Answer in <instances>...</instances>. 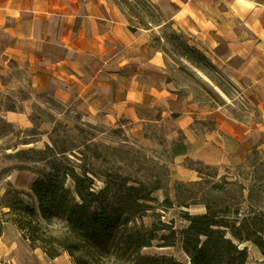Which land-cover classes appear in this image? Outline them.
<instances>
[{"label":"rangeland","instance_id":"374dc122","mask_svg":"<svg viewBox=\"0 0 264 264\" xmlns=\"http://www.w3.org/2000/svg\"><path fill=\"white\" fill-rule=\"evenodd\" d=\"M115 1L130 24L153 30L150 46L163 53L166 79L184 99L190 123L168 109L158 122L139 127L106 123L76 104L32 93L18 82L16 63L0 61V214L8 210L1 203L12 190L35 203L33 183L50 169L39 160L65 158L89 170L99 187L108 174H118L153 190L155 201L143 219L148 227L157 214L180 230L187 214H205L208 206L230 220L246 216L251 239L241 247L248 264H264V114L258 84L246 78L245 35L255 14V22L264 24V0H152L170 27L151 24L159 16L150 15L143 0ZM257 73L254 65L251 74ZM2 236L0 264H73L67 253L51 258L31 248L10 223ZM161 242L143 254L189 263L180 244Z\"/></svg>","mask_w":264,"mask_h":264},{"label":"crops","instance_id":"0c3cea01","mask_svg":"<svg viewBox=\"0 0 264 264\" xmlns=\"http://www.w3.org/2000/svg\"><path fill=\"white\" fill-rule=\"evenodd\" d=\"M255 18L244 32L246 71L256 65L258 73L246 78L258 84L264 114V24ZM130 27L115 0H0V61L13 60L18 82L32 93L76 104L106 123L139 127L168 109L189 124L163 53L150 46L153 30Z\"/></svg>","mask_w":264,"mask_h":264},{"label":"trees","instance_id":"16d2710c","mask_svg":"<svg viewBox=\"0 0 264 264\" xmlns=\"http://www.w3.org/2000/svg\"><path fill=\"white\" fill-rule=\"evenodd\" d=\"M143 3L150 15L159 16L151 24L173 25L152 0ZM130 29L134 32L138 27L132 23ZM191 50L206 57L195 48ZM38 162L50 169L33 183L35 203L26 201L19 191L6 193L1 206L8 210L0 214V239L5 224L10 223L31 248L41 249L51 258L67 253L73 264H248L247 249L241 247L251 239L246 236V216L230 220L208 206L205 214H187L188 225L180 230L174 223L159 220L157 214L148 227L143 219L155 200L153 190L145 185L131 184L133 180L127 176L108 174L99 187L89 170H78L65 158L48 157ZM163 229L169 233L160 234ZM156 240L162 241L161 247L180 244L190 262L144 255L143 250ZM254 242L262 247L259 240Z\"/></svg>","mask_w":264,"mask_h":264},{"label":"water","instance_id":"95a60500","mask_svg":"<svg viewBox=\"0 0 264 264\" xmlns=\"http://www.w3.org/2000/svg\"><path fill=\"white\" fill-rule=\"evenodd\" d=\"M188 256V255H187ZM188 259H189V262H190V258L188 257Z\"/></svg>","mask_w":264,"mask_h":264},{"label":"bare ground","instance_id":"6f19581e","mask_svg":"<svg viewBox=\"0 0 264 264\" xmlns=\"http://www.w3.org/2000/svg\"><path fill=\"white\" fill-rule=\"evenodd\" d=\"M3 237V236H2Z\"/></svg>","mask_w":264,"mask_h":264}]
</instances>
